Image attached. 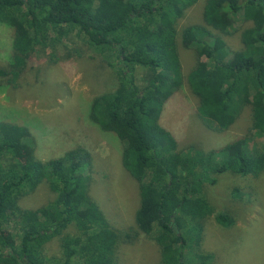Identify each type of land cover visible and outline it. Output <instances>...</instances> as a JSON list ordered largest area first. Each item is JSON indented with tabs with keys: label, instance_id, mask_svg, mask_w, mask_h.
I'll return each mask as SVG.
<instances>
[{
	"label": "trees",
	"instance_id": "16d2710c",
	"mask_svg": "<svg viewBox=\"0 0 264 264\" xmlns=\"http://www.w3.org/2000/svg\"><path fill=\"white\" fill-rule=\"evenodd\" d=\"M198 1L0 0V25L13 31L0 87L20 86L30 57L38 49L55 51L72 33L113 71L117 89L94 98L88 118L123 145L121 167L140 194L134 222L159 247L160 264H210L211 256L198 249L201 221L213 214L203 196L204 182L209 174L226 172L257 177L263 167L247 139L207 153L177 154L158 123L169 85L181 82L168 35ZM236 17L250 24L240 34L241 49H217L219 39L211 31L228 33ZM202 18L205 27L180 30L182 46L196 55L186 80L198 99L199 119L220 131L214 119H236L248 107L251 131L264 137V0H206ZM136 68L143 70L141 81ZM29 138L27 127L0 121V264H118L115 250L122 233L110 227L88 194L90 153L75 146L44 161L34 151L23 157ZM42 183L54 198L32 213L23 210L19 199ZM214 220L228 225L225 212ZM53 239L60 255L49 257L44 249Z\"/></svg>",
	"mask_w": 264,
	"mask_h": 264
},
{
	"label": "rangeland",
	"instance_id": "374dc122",
	"mask_svg": "<svg viewBox=\"0 0 264 264\" xmlns=\"http://www.w3.org/2000/svg\"><path fill=\"white\" fill-rule=\"evenodd\" d=\"M205 1L199 0L184 11L174 32L168 35V45L178 59L181 82L169 85L168 100L158 123L168 133L174 152L180 155H188L191 150L207 153L238 139H247L249 150L260 153L263 167L257 177L229 172L209 174L203 184V196L213 214L201 221L203 232L198 249L211 256L210 264H264V137L251 131L248 107L236 119H214L220 131L209 129L197 115L198 99L186 80L196 64V55L182 46L180 30L205 27ZM249 26L236 17L228 33L211 31L219 39L216 48L238 52L240 34ZM12 39L13 31L0 25V68L7 65L11 56ZM142 73L141 68H136L138 81ZM18 83L17 88L0 87V121L28 128L31 138L22 146L21 156L34 151L44 161L75 146L85 148L92 157L88 194L110 227L122 233L115 250L118 264H160L159 247L140 233L134 222L140 194L138 183L121 167L123 145L113 133L99 130L88 118L92 100L117 89L115 75L104 57L72 33L55 51L38 49ZM53 198L54 194L42 183L20 198L18 204L32 213ZM220 212L226 213L227 227L214 220ZM6 228L12 232L10 225ZM44 252L49 257L59 256L57 239L49 241Z\"/></svg>",
	"mask_w": 264,
	"mask_h": 264
}]
</instances>
